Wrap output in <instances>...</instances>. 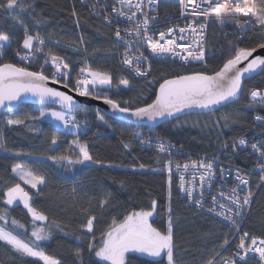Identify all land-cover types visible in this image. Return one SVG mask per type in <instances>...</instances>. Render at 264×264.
Segmentation results:
<instances>
[{
	"label": "trees",
	"instance_id": "obj_1",
	"mask_svg": "<svg viewBox=\"0 0 264 264\" xmlns=\"http://www.w3.org/2000/svg\"><path fill=\"white\" fill-rule=\"evenodd\" d=\"M82 1L22 0L25 5L23 11L19 7L11 13L0 11V34L8 35L12 45L6 49L0 63H14L27 67L30 71H40L43 66L45 75L51 79L55 69L51 63L44 64L43 54H37V58L31 62L21 61L16 55L17 49L26 51L20 46L27 28L29 34L35 35L39 32L44 37L45 52L51 50L69 65L68 80L71 89L75 88L79 69L87 65L110 74L113 84L110 89L91 87V96L103 98L107 94L121 107L135 108L151 103L159 85L165 79L194 72L214 74L238 47L258 48L257 45L264 43L262 24L258 20L243 28H237L235 23L226 21L220 24L214 20L209 26L207 59L204 64L181 65L165 60L153 61L150 76L138 78L120 62L123 48L115 41V28L95 17ZM73 11L75 16L72 15ZM13 16L16 19H13ZM68 42L75 43L66 46ZM121 79H127L130 86L124 88L120 85ZM253 89L264 90V71L245 81L243 95L236 103L214 113L185 116L157 128L136 127L108 117L96 108L83 105L74 113L80 122L79 129H61L48 120H29V117L39 114L40 105H20L12 111L13 118L32 123L39 131H29L24 126H6L7 114L0 115V144L9 149L7 152L0 151V208L8 207L2 203L3 191L17 182V178L11 174L12 167L23 163L26 169L46 178L44 191L40 193L29 189L20 181L21 186L32 194L34 206L48 215L47 224L56 219L62 226L66 225L63 232L52 226V238L41 243L46 254L58 258L61 264H102L94 253L88 250L93 234L83 233L79 227L87 219V215L81 211L82 207H88L96 216L94 235L95 243L99 244L102 233L107 230L113 219L121 220L132 211L149 210L153 200L157 202L153 215L158 213L160 207L166 210L165 217H153L149 220L153 227L166 232L168 217H172L176 264H206L212 257H215V264H223V258L233 259L231 248L226 249L227 245H224L225 238L230 241L229 228L190 206L180 197L176 181L173 179L172 199L169 202V176L164 172L167 157L144 149L131 134L138 132L142 137L170 140L183 146L194 156H215L224 148L222 145L225 143L229 145L256 131L257 126L253 119L255 114L264 115V106L249 107V92ZM48 108L61 109L52 106ZM224 113L232 114L227 126L222 119ZM101 116L104 117L103 120L100 119ZM232 120L238 122L232 123ZM190 122H195L198 126L192 127ZM53 135L58 137L55 146L51 145ZM77 138L82 143L86 142L90 154L103 163L85 162L63 166L46 158L49 154H56L51 151L52 148L75 158L79 150L75 149L71 142ZM122 141L129 143L130 147L125 149ZM14 152H30L33 155L17 157L13 155ZM229 161L243 166L253 162V157L246 152H240ZM140 164L145 167L141 169ZM258 186L259 180L256 178L254 188ZM105 197L108 198V203L101 208L100 202ZM169 206L171 213L168 211ZM10 218H16L25 224L30 234L31 216L23 205L12 206ZM2 223L0 221V224ZM244 231L252 236L264 238V185L259 188ZM76 248L83 250L82 261H78L73 254ZM9 256L10 254L0 247V262L24 264L19 259L11 260ZM156 259L162 260V264H167V257L163 254L162 258ZM26 260L27 264H43L33 258ZM152 260L150 257L134 258L130 264H151ZM246 264L260 263L248 260Z\"/></svg>",
	"mask_w": 264,
	"mask_h": 264
},
{
	"label": "snow or ice",
	"instance_id": "obj_2",
	"mask_svg": "<svg viewBox=\"0 0 264 264\" xmlns=\"http://www.w3.org/2000/svg\"><path fill=\"white\" fill-rule=\"evenodd\" d=\"M144 0H116V4L112 7V13L117 17H122L132 22L135 20L137 13L141 11V6ZM159 0H147L148 5H156ZM181 15H190L193 17H203V21H193L187 28H179L180 33L190 31L194 35L192 43L187 45H178L176 37L173 35L174 28H169L167 32L161 31L159 39H155L150 34L149 17L145 13L144 19L134 26L126 28L127 37L135 36V40H131L121 35L119 28L115 31V36L118 41H122L125 47L123 59L120 61L123 65L132 69L137 76L145 77L150 74L151 66L147 69L143 67L144 61L148 58L140 50L143 45L156 56L168 53L171 56H179L184 62L191 61H205V49L203 33L207 23L214 18L215 22L220 24L226 21H235L242 28L244 24L249 21L241 22L239 15L244 17L256 18L262 24V37H264V0H179ZM20 8L21 11L25 9L22 0H6L0 2V11L11 13L14 9ZM32 7V5H28ZM134 9V10H133ZM34 10V9H33ZM76 15L75 11L72 13ZM105 20H110L109 15H105ZM13 19H16L13 16ZM155 20L156 17H151ZM193 24H198L194 27ZM184 39L183 36L179 37ZM75 42H68L66 46H72ZM80 43H83L81 38ZM135 43L136 48L133 52L132 45ZM45 39L37 32L35 35L29 34L25 28L24 39L16 55L21 61L31 62L37 58V54H43L44 64L51 63L55 71L51 77V83L57 84L63 82V87L69 88L68 80L70 68L64 59L53 53L51 50L44 51ZM11 40L6 34H0V59L3 58L7 48H10ZM259 48H264V43L257 45ZM181 48L184 55L177 52L176 49ZM77 50H79L77 48ZM256 47L246 48L238 47L234 54L230 56L214 74H206L204 72H194L191 74L178 75L171 79H165L159 85V91L155 99L144 106H137L135 108L121 107L120 104L109 98L107 94L104 95V103L111 105L112 109L121 113H129L137 122L148 121L156 122L157 120H167L169 118L178 119V114L185 113L186 110H200L201 113H214L222 107H227L228 104L236 103L243 93V79L258 74L257 70L264 71V58L259 56L249 60L253 56ZM87 52V49H85ZM138 53V54H137ZM247 61L244 67H240ZM79 76L75 81V88L73 89L79 96H91L93 92L89 86L95 88L96 85L110 86L112 84V77L105 71L95 70L90 66H83L79 69ZM50 77L45 75V68L42 66L40 71H30L27 67L18 66L17 64L5 62L0 63V114H7L5 116L6 126H24L29 131L38 132L39 129L32 123L24 119L13 118L12 111L16 105H23L29 102H38L40 104L39 114L29 117L30 121H42L46 117H51L55 121L61 122L64 129H79L80 122L74 115L79 110V105L74 101L71 95L65 94L52 87L47 86ZM124 88L130 86L127 79H121L119 82ZM127 103V102H126ZM52 104H59L60 111H47L46 109ZM249 107L254 105L264 106V91L250 90L249 92ZM231 113H224L222 119L227 126ZM104 119L103 116L100 117ZM257 121H264V116L257 115ZM232 123H237V120H232ZM123 135V133H121ZM137 138L140 144H151L150 139H145L138 132L131 134ZM58 137L51 136V145H57ZM72 145L78 149V154L75 158L70 155L61 154L57 152L56 148L51 151L56 154L47 155V159L53 163L63 166H74L77 164H84L91 162L93 164H102L103 162L97 160L90 154L86 142H81L79 138L74 139ZM123 143V141H122ZM239 145H246L244 139H239ZM125 149L130 147L129 143H123ZM158 153H168L172 149L171 144H166L164 141L155 145ZM222 147L227 148L225 143ZM233 149L236 144L233 143ZM252 149L259 153L261 159H264V145L258 146L253 143ZM0 151L7 152L9 149L0 144ZM74 151V150H73ZM13 155L17 157H31L33 153L30 152H14ZM159 163V160H157ZM174 162L169 159L165 162V168L169 173V191L168 199L171 202V171ZM215 160L203 158L200 160H192L188 163H175V168L180 172L179 184L177 185L179 191L187 198V200L194 204L199 209H205V186L211 187L212 181L216 178V171L214 168ZM111 167L112 165H108ZM141 169L145 165L140 164ZM258 167L261 171L260 180L264 183V163H259ZM157 171L158 169H153ZM185 173H190L191 178L187 179ZM11 174L17 178V182L8 186L3 191L2 203L8 207L0 208V247H3L6 252L10 254L9 258L13 261L19 259L27 264L26 258H33L34 260L42 261L43 264H61V261L51 255L46 254L41 243L52 238V226L61 232L64 231L66 225L61 224L60 221L53 219L51 224L46 222L49 220L48 215L34 206L32 202V194L21 186L20 181L27 185L29 189L37 190L38 193L44 191L46 185V178L43 175H38L31 170L25 168L23 163H17L11 169ZM224 170L221 169L220 177L224 178ZM235 180L238 181L229 192L225 193L223 190L219 191L217 195L211 196L210 206L206 211L220 217L227 221L231 226L239 231L238 218H241L251 204V199L254 195L249 184V180L241 175L240 170L237 169L235 173ZM75 191V189H73ZM220 197V198H218ZM227 201L228 203H224ZM108 203V198L105 197L100 202V207ZM23 205L27 210V214L31 216V231L25 224L21 223L16 218H10V208L12 206ZM157 202H151V209L132 211L125 215L123 219H113L107 230L102 233L99 244L95 243L94 235V221L96 216L89 211L88 207H82L81 211L87 215L86 222L79 227L83 233L93 234L88 245V250L93 252L102 264H130L134 258L150 257L153 258L151 264H162V254L167 257V264H176L174 258L175 242L173 237V223L172 217H168V227L166 232L158 230L149 222L150 217L156 210ZM171 213V207L168 209ZM40 222V224H37ZM9 224L11 227H9ZM27 236V238H25ZM229 240L225 238L224 245H227ZM223 247V245H222ZM238 251L236 256L239 257V262L246 264V257L249 253L258 254L260 264H264V238L257 236H250V233L245 231L242 233L239 243L237 244ZM83 250L76 248L73 251L74 256L78 261H82ZM139 254V256H137ZM219 255V253H216ZM3 264V262H0ZM206 264H215V257L210 258ZM223 264H238L235 259L223 258Z\"/></svg>",
	"mask_w": 264,
	"mask_h": 264
},
{
	"label": "built area",
	"instance_id": "obj_3",
	"mask_svg": "<svg viewBox=\"0 0 264 264\" xmlns=\"http://www.w3.org/2000/svg\"><path fill=\"white\" fill-rule=\"evenodd\" d=\"M83 5L86 6L90 12L95 16L101 18L103 22L108 24L109 26H112L115 28V31L117 28L120 29L121 35L127 37V33L125 32L126 28L134 26L135 23H138L144 19V14L146 13L148 15L149 19V29H150V34L154 36L155 39H159V33L161 31L167 32L169 28H174V36L176 37V43L178 45H187L189 43H192L194 39L193 33L190 31H186L184 33L179 32V28H187V26L192 23L193 21H203V17H193L190 15H181V8L179 4V0H159V3L156 5H148L147 0H144V3L141 6V11L137 13V16L134 21L129 22L125 18L122 17H117L115 13H112V7L115 5L116 7H120L119 4H116V0H83ZM136 0H134V3ZM134 10V9H133ZM105 15L110 16V20H105ZM155 16L156 19L152 20L151 17ZM240 21L243 23L245 21H249L250 23L244 24V27L250 26L254 20H257L256 18L253 17H244L243 15H239ZM214 21V18L210 20V22L207 23V26L204 30L203 33V40H204V49H205V61L204 62H199V61H189V62H184L182 61L179 56H171L168 53L161 54L159 56L154 55L151 53L150 50H148L146 47L143 45L140 46V50L144 53V55L148 58L146 61L143 63V67L145 69L148 68V66H151L152 70V62L153 61H171V62H177L178 64L181 65H199V64H204L207 59V47H208V36H209V26L210 23ZM230 23H235L236 27L239 28L240 25H238L235 21H227ZM194 27H198V24H193ZM183 36L184 39H180L179 37ZM131 40H135V36L133 35L132 37H127ZM115 41L120 44V46L123 48L122 50V59H123V53L125 51V47L123 45L122 41H118L115 36ZM133 52H135L136 45L135 43L132 45ZM177 52H180L182 55L183 53L181 48L176 49ZM138 54V53H137ZM124 67L130 71L133 75H135L138 78H147L150 76L145 77H140L135 74V72L130 69L128 66L124 65ZM261 91V90H260ZM264 91V90H262ZM257 115L264 116L262 114H255L254 116V123L257 126L256 131H254L252 134L246 137H242L246 141V145H239L238 141L239 139L233 141L231 144L228 145L227 148H223L218 152L215 156H194L190 151L186 150L183 146H179L176 143L158 138V137H144L145 139H150L151 144H140L141 147L144 149H147L149 151H152L157 154L165 155L167 157V160L171 159L174 164L172 167L171 171V179L176 181V186L179 184V176L180 172L175 168V163H188L192 160H200L203 158H208V159H214L215 160V171H216V178L212 181V186L209 188L205 186V209H199L197 208L194 204L190 203L187 198L179 191L178 187V193L182 199L188 202L190 206L195 208L197 211L204 213L205 215L213 218L214 220H217L218 222H221L222 224L226 225L229 230H230V241L226 246V249L231 248V254L233 259L237 260L239 262V257H237L235 254L238 251L237 249V244L239 243V239L242 236V233L244 231V226L245 223L251 213L252 207L254 205L257 193L259 191V188L264 185V183L261 182L260 176H261V171L258 167L259 163H264V159H261L260 155L258 152H256L254 149H252L251 145L253 143L257 144L258 146L264 145V121H257L255 117ZM164 141L166 144H171L173 147L170 150V154L168 153H158L156 151L155 145L158 144L159 142ZM233 143L236 144L235 149H233L232 145ZM240 152H246L249 155L253 157V162L247 163V165H235L232 164L229 159H232V157L238 156ZM166 160V161H167ZM165 168V164H164ZM221 169L224 170V178L222 179L220 177V171ZM239 169L241 175H244L246 179L249 180L250 188L252 192L254 193L252 199H251V204L248 208L245 209L244 214L242 215L241 218H238V225H239V231L236 230L235 227L231 226L227 221L222 220L220 217L215 216L214 214L206 211V208L210 206L211 203V196L212 195H217L219 191L223 190L225 193L229 192V190L235 186V184L238 183V181L235 180V173L236 170ZM165 174L169 176V173L164 170ZM185 176L187 179H190V173H185ZM258 178L259 180V186L257 188H254L255 186V179ZM220 198V197H218ZM224 203H228L227 201H223ZM252 236V235H250ZM248 260H255L256 262L260 263L258 254H253L249 253L248 256L246 257V262Z\"/></svg>",
	"mask_w": 264,
	"mask_h": 264
},
{
	"label": "water",
	"instance_id": "obj_4",
	"mask_svg": "<svg viewBox=\"0 0 264 264\" xmlns=\"http://www.w3.org/2000/svg\"><path fill=\"white\" fill-rule=\"evenodd\" d=\"M257 56H259L261 58H264V48H259V47L256 48V51L253 53L252 57H249V60H251V59H253V58L257 57ZM246 63H247V61H245L243 64H241L240 67H244L246 65ZM261 72L262 71H260L258 69L257 70L258 74H254L251 77H247V75H246V77L243 79V91H244V83H245V81L248 80V79H252V78L257 77ZM47 86L52 87V88H54V89H56L58 91H62L65 94L71 95L73 97L74 101H76L77 105H79V107H81L83 105H86V106H89V107H92V108H96L101 113H103L104 115H106L108 117H111L113 119L128 123V124L136 126V127L157 128V127H159L160 125H162L164 123L177 120L176 118H169L167 120H164V119L157 120L156 122H148V121L137 122L136 119L134 117L130 116L129 113H121V112L113 110L111 105H108V104L104 103L103 98H97V97H93V96H79L70 87L69 88L63 87L62 83H57V84L51 83V79H49V81L47 83ZM158 91H159V88L157 90V93H158ZM242 95H243V93L241 94L239 100L241 99ZM25 104L40 105L38 102H29V103H25ZM228 105H230V104H228ZM19 106L20 105L14 106L13 110L18 108ZM51 106L52 107L61 108L59 104H52ZM222 108H224V107H222ZM222 108H219L215 112L219 111ZM202 114H210V113H207V112L201 113V111L198 110V109L191 110V111L186 110L185 113L178 114V117H179L178 119H180L182 117H185V116H189V115H202ZM0 115H2V114H0Z\"/></svg>",
	"mask_w": 264,
	"mask_h": 264
},
{
	"label": "rangeland",
	"instance_id": "obj_5",
	"mask_svg": "<svg viewBox=\"0 0 264 264\" xmlns=\"http://www.w3.org/2000/svg\"><path fill=\"white\" fill-rule=\"evenodd\" d=\"M112 85L113 84H111L110 86H102V85H96V87L95 88H98V89H110V88H112ZM92 86L90 85L89 86V88H91ZM47 111H49V112H51V111H60L61 109H51V108H47L46 109ZM44 120H51V121H53L54 122V124H55V126H57V127H59L60 128V126H63V124L61 123V122H58V121H55L53 118H51L50 116L49 117H46ZM50 121V122H51ZM196 122V121H195ZM195 122H190V126H192V127H197L198 126V124L197 123H195ZM86 163H91V162H86ZM27 211V210H26ZM165 214H166V210H165V208L164 207H160L159 209H158V213H156L155 215H153L152 217H150V219L151 218H153V217H157V218H159V219H161V218H163V217H165ZM149 219V220H150ZM47 223V222H46ZM37 224H40V222H37ZM31 231V230H30Z\"/></svg>",
	"mask_w": 264,
	"mask_h": 264
},
{
	"label": "crops",
	"instance_id": "obj_6",
	"mask_svg": "<svg viewBox=\"0 0 264 264\" xmlns=\"http://www.w3.org/2000/svg\"><path fill=\"white\" fill-rule=\"evenodd\" d=\"M49 121H51V120H49ZM51 122H52V123H54L53 121H51ZM54 125H55V124H54ZM60 128H61V129H64V127H63V126H60Z\"/></svg>",
	"mask_w": 264,
	"mask_h": 264
}]
</instances>
